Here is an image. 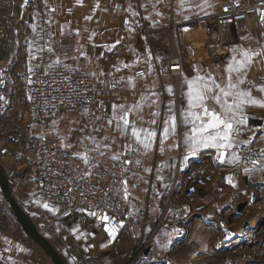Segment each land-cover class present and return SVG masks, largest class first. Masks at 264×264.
Returning <instances> with one entry per match:
<instances>
[{"label": "crops", "instance_id": "1", "mask_svg": "<svg viewBox=\"0 0 264 264\" xmlns=\"http://www.w3.org/2000/svg\"><path fill=\"white\" fill-rule=\"evenodd\" d=\"M45 1L51 20L66 23H59L56 26L57 34L50 43V61L70 69L86 68L96 85L107 87L111 80L120 83L119 90L108 89L104 93L109 106V117L95 116L90 119L85 111H81L52 120L51 131L53 129L63 149L71 157L77 161L88 155L106 164L114 160V156L119 155L123 146L139 148L145 158L144 168L124 188L127 187L128 198H133V202L140 205L144 204L148 195L145 191V184L148 182L150 191L159 190L165 198L173 196V200L178 199L183 192L180 189L173 190L170 183L175 179L178 168L183 171L198 168L210 176L217 164H228L220 161L219 151L215 148L200 149L196 155H189L184 144V133L189 129L179 123L183 119L180 115L182 106L186 105L185 97L182 95L187 91L184 85L185 77L191 79L197 72L201 75L210 74L217 83L223 84L227 79L225 69L233 55V48L264 51V43L256 30L239 34L238 42L230 47L210 43L206 35L204 39L199 38V27L191 25L190 21L216 12L225 0H208L212 6L204 7L203 10L197 5H203L204 0H183V5L182 0ZM67 9H71L72 13L68 14ZM147 22L151 24L152 29L146 28ZM63 28H67V34L63 35L61 31ZM172 48L181 58L179 80L164 76L161 71L162 62ZM139 73L144 75L140 76ZM255 73L264 74V56L254 58L248 69L247 78ZM260 86L253 90L254 97L264 96V93L258 90ZM169 88L172 90L169 91ZM144 97H150L151 100L146 102ZM134 104L141 106L139 114L143 117V126L157 132V137L146 153L135 142L130 128L127 133H121L115 121L108 123L112 119L113 105L131 107ZM170 104L177 115L178 127L175 134L162 139L163 119L168 114ZM157 111L161 115L154 117L153 113ZM246 115L247 124L241 126V137H237V140L264 145V108L249 106ZM129 119L136 123V113H130ZM152 119L156 120L155 125H150L149 121ZM230 151L227 150L225 153L226 160L231 159ZM3 166L7 167L6 164ZM227 168L232 171L242 169L241 171L246 173L245 168L240 165L232 167L227 165ZM247 169L249 171L246 174L249 175L264 170V156ZM12 170L16 171L14 167ZM26 178L30 180V176ZM124 188L118 192L121 197H124ZM150 193L152 196V192ZM156 207V204H153L150 213ZM111 220L112 224L101 220L98 213L95 216L96 229L92 233L100 235L102 231H106V227L111 229L113 226H117L116 230L125 227L128 232L136 233L137 236L141 233L139 229L125 226L113 218ZM70 225V222H67L66 226L69 229ZM194 226L201 231L197 222ZM205 229L208 228H202ZM199 234L200 232L194 234L195 239L200 236ZM202 235L205 234L202 232ZM6 239L9 244L14 245L15 239L10 236ZM37 247L39 246L26 235L24 240H19V244L15 245L14 250L17 253L11 252L6 255L8 264H53L45 252L39 247L41 252ZM31 248H34L36 253L26 252ZM84 255L79 258L81 264H91L90 261L103 256L104 260L98 263L102 264L108 258L98 252L95 253L96 256L87 253ZM2 258L5 259L4 256ZM63 258L65 259L64 256ZM70 260L65 259L67 264H79L76 260L74 263Z\"/></svg>", "mask_w": 264, "mask_h": 264}, {"label": "rangeland", "instance_id": "2", "mask_svg": "<svg viewBox=\"0 0 264 264\" xmlns=\"http://www.w3.org/2000/svg\"><path fill=\"white\" fill-rule=\"evenodd\" d=\"M48 13L45 0H0V53L11 60L6 65L7 60H4L5 68L0 73V127L30 120L26 86L31 64L42 53L46 52L49 57L56 26L66 24L51 20ZM13 21L16 24H12ZM11 28L17 29L16 36H9ZM61 31L67 34V28ZM209 42L219 43L213 38ZM11 43L14 49L7 52L6 46ZM0 67L3 66L0 64ZM227 165L252 166L241 159L235 164H217L210 177L224 183L223 191L218 194L194 199H186L182 193L174 200L173 196L165 198L163 194L153 198L150 183L145 184L148 195L144 201L157 207L150 213L152 223L140 230L139 236L125 227L113 235L107 231L99 235L83 230L79 223L67 218L66 210L49 204V208H45L47 203L31 189V181L26 176L13 172L8 166H0L32 222L73 263L76 260L81 264L79 258L85 253L93 256L98 252L108 257L102 264H264V170L249 175L242 169L228 170ZM188 170L177 169L175 179L170 182L173 190H182L183 176ZM130 199L133 202V198ZM0 214L4 217L0 223V264H8L6 255L16 254L15 245L26 235L3 197L1 182ZM108 221L112 224L111 218ZM67 222L71 229L66 226ZM196 222L201 231L194 226ZM198 232L200 236L195 239L194 234ZM8 236L15 239L14 245L9 244ZM26 252L32 254L36 250L31 248Z\"/></svg>", "mask_w": 264, "mask_h": 264}, {"label": "built area", "instance_id": "3", "mask_svg": "<svg viewBox=\"0 0 264 264\" xmlns=\"http://www.w3.org/2000/svg\"><path fill=\"white\" fill-rule=\"evenodd\" d=\"M67 13L71 14L72 10L67 9ZM262 15L264 0H225L216 12L197 17L190 24L203 27L207 38L217 40L220 46H233L238 42L239 34L255 30L264 43ZM145 26L152 29L149 22ZM5 57L7 55L2 57L0 53V64L4 60H7L5 65L11 61ZM5 65L0 67V73ZM161 71L164 76L179 80L181 58L174 48L163 60ZM247 80L257 88L264 84V74L255 73ZM107 87L96 85L84 67L70 69L52 63L46 52L37 56L31 64L26 86L30 120L25 124L17 122L10 127H0V165L11 160L18 169L15 171L17 174L30 176L31 189L42 200L66 210L67 218L79 223L87 232L96 229L95 216L90 213H100L101 210L125 226L143 230L152 223L150 212L153 203L145 201L144 205H134L130 198L125 200L118 195L125 186L122 182L126 180L128 184L143 170L145 158L142 151L126 145L122 147L119 159L106 164L88 155L76 161L50 131L52 120L62 115L85 111L90 119L109 117L104 93L108 89L119 90L120 83L111 80ZM235 151L243 162L255 164L264 156V145L240 141ZM85 157L88 158L87 163ZM125 160L132 163L124 164ZM137 160L140 164L135 163ZM223 188L224 183L198 168L189 169L183 176L182 192L186 199L200 197V189L218 194ZM150 192L153 198L161 195L159 190Z\"/></svg>", "mask_w": 264, "mask_h": 264}, {"label": "snow or ice", "instance_id": "4", "mask_svg": "<svg viewBox=\"0 0 264 264\" xmlns=\"http://www.w3.org/2000/svg\"><path fill=\"white\" fill-rule=\"evenodd\" d=\"M211 6L208 0H204L203 5H197L201 10L204 7ZM261 19L264 22V15L261 16ZM232 52L233 55L225 69L227 79L223 84L217 83L216 79L210 74L201 75L199 72L191 79L184 78V85L187 87V91L182 93V95L185 97L186 105L182 106L180 115L183 119L179 121V123H182L189 129V131L184 133V144L188 149L189 155H196L200 149L215 148L219 151L220 161L228 164H235L242 159V157L237 155L235 149L240 144L237 136L240 135L241 126L247 124V107L258 106L264 108V96L260 98L254 97L252 92L256 88V85L247 80V72L254 58L264 56V51L257 52L252 49H241L237 47L233 48ZM138 75L143 76L144 74L139 73ZM171 90L169 88V91ZM258 90L264 93V84ZM143 99L146 102L151 100L150 97H144ZM140 111L141 106L138 104H134L131 107L113 105L112 119L108 123L111 124L115 121L116 127L121 133H127L130 128L135 142L146 153L157 137V132L150 127L143 126V117L139 114ZM133 112L136 113V123L131 122L129 119V114ZM160 115L159 111L153 113L154 117H159ZM149 123L150 125H155L156 120L152 119ZM138 124L139 126H137ZM177 127L178 118L173 111L172 104H170L168 114L163 119L162 139H166L170 135L175 134ZM227 150H232L230 152L231 159L228 160L225 159ZM187 158L188 156L186 155L185 159ZM113 159H119V157L114 156ZM84 160L85 163L88 162L87 157ZM128 163H132V161H124V164ZM135 163L140 164V161L137 160ZM244 171L247 173L249 169L245 168ZM229 182L231 183V178H229ZM122 183L127 185L126 180ZM128 196L129 192L127 187H125V200H127ZM44 207L49 208V205L45 204ZM90 214L92 216L98 215L95 211ZM99 218L103 221L110 220V217L104 210H101L99 213ZM116 227L113 226L111 229L106 227V231L109 232V235H113Z\"/></svg>", "mask_w": 264, "mask_h": 264}, {"label": "water", "instance_id": "5", "mask_svg": "<svg viewBox=\"0 0 264 264\" xmlns=\"http://www.w3.org/2000/svg\"><path fill=\"white\" fill-rule=\"evenodd\" d=\"M0 182L2 186L3 197L9 207L12 209L20 229L33 243H35L45 252L53 264H67L59 250L39 231L36 224L32 222L26 211L22 208L19 201L14 196L9 177L2 166H0ZM198 194L200 197H205L209 194V192L205 189H200Z\"/></svg>", "mask_w": 264, "mask_h": 264}, {"label": "bare ground", "instance_id": "6", "mask_svg": "<svg viewBox=\"0 0 264 264\" xmlns=\"http://www.w3.org/2000/svg\"><path fill=\"white\" fill-rule=\"evenodd\" d=\"M12 24H16L14 21L12 22ZM11 24V26L12 27H14V25H12ZM199 27V32L201 33V36H199L200 37V39H204L205 38V35H206V33L204 34L203 33V31H204V28L203 27H200V26H198ZM197 30V29H196ZM11 32H9V36L10 37H12V36H16L17 35V29H13V28H11V30H10ZM205 32V31H204ZM9 36H4L6 39L9 37ZM1 38H2V36H1ZM194 39V38H193ZM203 41V40H202ZM12 45H13V43H11V45L9 44V45H7L6 47H7V49H6V51L8 52L9 50H12V49H14L13 47H12ZM201 48V47H200ZM202 50V49H201ZM1 65L3 66L4 65V61L3 62H1ZM7 166H8V168L10 169V170H12L13 169V167H15L14 166V163L10 160L9 162H7ZM3 221H4V217H3V215H1L0 214V223L2 222L3 223ZM5 225V224H4ZM1 226V225H0ZM97 239V238H96ZM76 248V247H75ZM96 256V255H95ZM104 260V258L102 257V256H98L97 257V259H95V260H93V261H90V263L91 264H98V263H101L102 261Z\"/></svg>", "mask_w": 264, "mask_h": 264}, {"label": "trees", "instance_id": "7", "mask_svg": "<svg viewBox=\"0 0 264 264\" xmlns=\"http://www.w3.org/2000/svg\"><path fill=\"white\" fill-rule=\"evenodd\" d=\"M66 259V258H65Z\"/></svg>", "mask_w": 264, "mask_h": 264}]
</instances>
